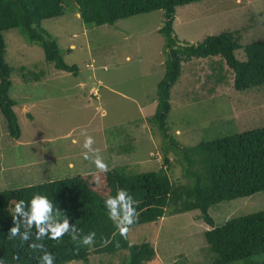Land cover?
I'll return each mask as SVG.
<instances>
[{
    "label": "rangeland",
    "instance_id": "374dc122",
    "mask_svg": "<svg viewBox=\"0 0 264 264\" xmlns=\"http://www.w3.org/2000/svg\"><path fill=\"white\" fill-rule=\"evenodd\" d=\"M162 23L163 11L159 9L119 19L112 25H87L69 0L62 15L44 19L41 25L55 40L64 61L76 66L74 74L46 61L41 47L27 43L18 29L2 32L4 60L12 71L10 94L17 100H22V95L37 102L45 99L47 105L43 108L39 101V106L33 107L35 120L22 124L23 137H36L42 131L47 139L54 140L34 144L32 151L28 147L8 148L6 165L41 161L5 171L0 191L71 177L86 170L87 163L94 164L83 158L86 136L92 137V148H99L103 162L111 166L108 168L139 174L162 166V150L173 149V140L188 147L264 126V85L236 90L224 61L217 68L209 58H192L181 62V74L170 89L167 135H162L150 122L155 112L150 103L156 98V87L165 70L167 50L158 31ZM173 28L180 41L189 43H197L209 34L239 30V42L245 45L264 37V0H202L180 5L175 10ZM235 55L241 61L246 58L243 48ZM22 66L45 71L46 79L32 81L29 75L34 71L26 72ZM52 71L56 75L47 79ZM218 72L223 78L217 83ZM84 80L89 83L87 89L79 87ZM90 86L97 88L96 96L89 95ZM67 130L69 137L56 135ZM72 137L77 139L76 145L70 144ZM37 147L44 149L49 161L46 157L43 161ZM68 160H72L73 169ZM169 178L174 181L171 175ZM15 204L12 201L8 207L12 214ZM260 210H264V191L221 201L208 213L215 225H221L230 217ZM11 224L18 227L15 218ZM208 228L201 212L195 209L131 225L126 238L132 245L144 241L153 244L161 264L177 260L201 264L207 258L202 233ZM126 254L124 250L112 256V263L119 264ZM109 259L106 255H91L86 264H111ZM262 260L260 254L230 264H259Z\"/></svg>",
    "mask_w": 264,
    "mask_h": 264
},
{
    "label": "trees",
    "instance_id": "16d2710c",
    "mask_svg": "<svg viewBox=\"0 0 264 264\" xmlns=\"http://www.w3.org/2000/svg\"><path fill=\"white\" fill-rule=\"evenodd\" d=\"M68 1L0 0V112L10 137H19L20 126L13 109L18 101L10 97L12 71L4 60L6 44L2 32L18 29L27 43L41 47L46 61L53 63L56 69L74 74L76 66L64 61L55 40L41 25L44 19L62 15ZM72 1L82 21L94 26L112 25L139 13L163 11V23L158 31L165 39L167 50L165 70L156 87L155 112L150 119L163 136L167 135L170 89L181 74L182 61L209 58L217 68H221L224 61L231 70L236 90L264 85V37L245 45L239 42V30L209 34L197 43L180 41L176 37L173 28L176 7L202 0ZM239 48H243L245 60L236 57L235 51ZM22 69L34 71L24 66ZM44 73L43 70L34 71L29 76L32 81H41ZM217 75L218 83L223 76L220 72ZM228 79L229 76L227 82ZM173 144V149L162 150L163 164L157 170L129 174L112 167L106 172L95 170L1 190L0 264H44L46 253L53 257L52 264L72 261L86 264L91 255L97 254L110 257V263L112 256L124 250L127 254L119 264H161L156 259L153 244L146 241L130 244L109 218L105 200L114 197L118 188L126 190L135 201L133 207L138 219L132 225L155 222L166 214L199 210L209 225L202 233L207 258L201 264H230L260 254L263 260L259 264H264V210L230 217L221 225H215L208 213L211 206L221 201L264 191V126L188 147L175 140ZM169 175L174 178L173 182ZM40 195L52 204L47 221L40 225L45 229L43 234L34 221L27 222L31 214L30 201ZM21 200L23 214H12L8 209L10 202L17 204ZM12 218L18 221V227L12 226ZM65 220L68 232L59 239H51L49 226ZM13 228H18L15 235L11 232ZM91 232L95 233L94 242L83 244L84 237ZM173 264L185 263L177 260Z\"/></svg>",
    "mask_w": 264,
    "mask_h": 264
},
{
    "label": "clouds",
    "instance_id": "9594fccd",
    "mask_svg": "<svg viewBox=\"0 0 264 264\" xmlns=\"http://www.w3.org/2000/svg\"><path fill=\"white\" fill-rule=\"evenodd\" d=\"M75 142V141H74ZM94 141L91 136H86L83 142V148L87 151L83 154L85 160H90L96 165V167L106 172L108 170L107 165L103 162L102 157L98 154L97 150L92 148ZM31 214L28 217V223L31 224L33 221L36 223L43 234L45 229L40 227L41 224L45 223L48 219L49 213L52 210V204L45 196H34L31 201ZM23 200L15 205V212L22 213ZM135 201L124 189H117L116 195L109 196L105 200V206L108 209L109 218L114 221V225L122 237H126L129 232L130 226L136 222L138 215L136 209L133 207ZM23 214V213H22ZM69 230L67 221L57 223L55 226H49V233L51 239H59L65 235ZM18 231V228L11 229L13 235ZM95 233L91 232L84 237L83 244L90 245L94 242L93 238ZM27 238L26 236L24 237ZM74 238V237H73ZM36 247V245H33ZM44 264H52L53 257L47 253L43 257Z\"/></svg>",
    "mask_w": 264,
    "mask_h": 264
},
{
    "label": "crops",
    "instance_id": "0c3cea01",
    "mask_svg": "<svg viewBox=\"0 0 264 264\" xmlns=\"http://www.w3.org/2000/svg\"><path fill=\"white\" fill-rule=\"evenodd\" d=\"M53 75H56V72L52 71L50 73L49 76H47V79L48 78H51V76ZM43 79H46L45 77ZM42 79V80H43ZM87 80H84V81H81L79 83V87L81 89H87L88 87V84L86 82ZM89 95H97V88H94L93 86H90L89 88ZM92 91V94H90V92ZM124 95V94H123ZM10 97H12L13 99L16 100V98H14L12 96V93L10 94ZM23 99L22 100H16L18 101L14 106H13V109L15 110L17 116H18V122H19V126H20V135L19 137L17 138H13V137H10L6 131V127H5V119L3 117V115L1 114L0 112V180H3V178L5 177V171L7 170H10L11 168H21L23 167V165L26 166H30L31 164H39V161L41 160H27V163H21V164H12V163H9V164H5L4 162V159L6 158V154H7V149L10 148V147H13V146H19L21 147V149L23 150L24 148H27L32 151V146L34 144H44L46 141L45 140H49V141H53L54 139H50V138H46L45 137V134L44 132L42 131H38V135L36 137H34L32 134L29 136V134H27L25 136V138L23 137V128H22V124L25 123V120H29V121H32L34 122L35 120V115L33 114V107H35L36 105L39 106V101L40 103L42 104V107H46L47 105L45 104V99L43 100H30L26 95H22ZM152 104L154 107L156 106V98L152 100ZM155 110V109H154ZM104 112V111H103ZM72 128H75V127H70L69 129H72ZM69 134H70V131L67 130V132H61V134H56V135H61L63 137H69ZM46 138V139H45ZM75 141V142H74ZM70 144H74L76 145L77 144V139L72 137L71 138V142ZM99 148H94V150H98ZM36 151L38 154L41 155L43 161H45V159L47 158V161H49V157L47 156L46 152L44 151V149H39V147L36 148ZM83 152V151H81ZM79 152V153H81ZM6 153V154H5ZM10 153V152H9ZM13 154H15L13 152ZM103 156V155H101ZM46 157V158H45ZM51 161H53L55 158H50ZM68 165L70 166L71 169L74 168V165H73V162L72 160H68ZM107 168L108 167H111L110 164H107ZM97 169L96 166H94V164H89L87 163V168L86 170L82 171V172H78V173H88V172H93ZM109 169V168H108ZM77 173V174H78Z\"/></svg>",
    "mask_w": 264,
    "mask_h": 264
}]
</instances>
